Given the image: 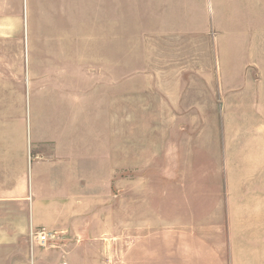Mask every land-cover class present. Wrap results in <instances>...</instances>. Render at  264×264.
<instances>
[{"label": "rangeland", "instance_id": "374dc122", "mask_svg": "<svg viewBox=\"0 0 264 264\" xmlns=\"http://www.w3.org/2000/svg\"><path fill=\"white\" fill-rule=\"evenodd\" d=\"M107 4L53 6L67 14L71 34L67 91L97 83L101 92L107 76L113 83L115 147L113 178L94 198L71 203L79 213L71 229L47 230L61 232L57 245L73 254L81 240L99 264H172L185 245L194 264L264 257V0ZM10 74L0 96L11 100L0 107L16 112L27 79ZM56 108H47L54 132ZM15 126L0 120V128ZM87 226L93 231L76 230Z\"/></svg>", "mask_w": 264, "mask_h": 264}, {"label": "crops", "instance_id": "0c3cea01", "mask_svg": "<svg viewBox=\"0 0 264 264\" xmlns=\"http://www.w3.org/2000/svg\"><path fill=\"white\" fill-rule=\"evenodd\" d=\"M60 1L67 3L0 0V82L8 80V73L18 78L22 72L27 79L24 95L16 100L21 108L6 112L0 107V120L10 118L16 125L0 128V264H99L86 259L81 240L76 245L81 251L73 254L64 249L66 243L42 247L29 236L32 228L71 229V217L79 214L72 210L74 202L94 198V191L114 176L113 83L107 76L101 92L97 83L81 94L67 91L71 34L65 11L53 9L59 10ZM109 6L108 0V11ZM110 30L106 45L111 57ZM8 100L0 96L2 105ZM49 106L57 107V132L49 128ZM76 119L85 126H76ZM76 230L84 234L93 228ZM182 248L181 256L171 253L172 264H194L190 246ZM249 258L236 255L232 263L264 264V257Z\"/></svg>", "mask_w": 264, "mask_h": 264}, {"label": "built area", "instance_id": "2783aa9c", "mask_svg": "<svg viewBox=\"0 0 264 264\" xmlns=\"http://www.w3.org/2000/svg\"><path fill=\"white\" fill-rule=\"evenodd\" d=\"M61 232L48 231L45 228L30 229V241L36 240L42 247H56L57 241L61 238Z\"/></svg>", "mask_w": 264, "mask_h": 264}]
</instances>
